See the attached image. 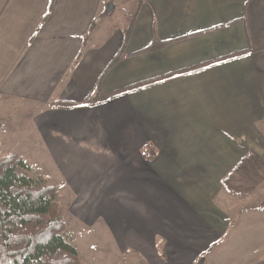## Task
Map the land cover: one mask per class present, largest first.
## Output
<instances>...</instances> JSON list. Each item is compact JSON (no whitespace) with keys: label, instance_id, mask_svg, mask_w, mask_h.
Instances as JSON below:
<instances>
[{"label":"crops","instance_id":"0c3cea01","mask_svg":"<svg viewBox=\"0 0 264 264\" xmlns=\"http://www.w3.org/2000/svg\"><path fill=\"white\" fill-rule=\"evenodd\" d=\"M108 2L0 0V100L36 108L71 212L128 264H264V0H143L98 49Z\"/></svg>","mask_w":264,"mask_h":264},{"label":"trees","instance_id":"16d2710c","mask_svg":"<svg viewBox=\"0 0 264 264\" xmlns=\"http://www.w3.org/2000/svg\"><path fill=\"white\" fill-rule=\"evenodd\" d=\"M142 1H137L134 17ZM167 44H152L139 54L153 52ZM120 61L121 56H116L106 73ZM207 65L210 63L169 74L160 80L139 83L112 96L138 91L176 75L195 73ZM97 97L98 93L93 98L86 99L84 104L101 103L103 100ZM55 105L68 109L76 104ZM142 154L148 161L154 160L157 155L151 143L145 146ZM252 155L254 154H250ZM257 162L264 163V160L258 156ZM66 228L61 208L57 203L56 187L32 177L30 166L20 156L0 157V264H83L79 252L66 238Z\"/></svg>","mask_w":264,"mask_h":264},{"label":"rangeland","instance_id":"374dc122","mask_svg":"<svg viewBox=\"0 0 264 264\" xmlns=\"http://www.w3.org/2000/svg\"><path fill=\"white\" fill-rule=\"evenodd\" d=\"M138 0H110L104 6L103 23L96 24L98 49L111 39H127ZM110 7H113L110 9ZM95 29V27L93 28ZM117 51V50H116ZM116 51L114 52L116 54ZM36 108L27 102L2 98L0 100V157L20 156L31 168V176L45 181L57 189V203L61 208L67 228L66 238L79 252L83 264H128L135 261L132 254L122 253L115 237L104 222H79L71 212L74 194L61 175L58 165L47 152L45 142L33 123ZM87 227V228H86ZM89 228V229H88Z\"/></svg>","mask_w":264,"mask_h":264},{"label":"water","instance_id":"95a60500","mask_svg":"<svg viewBox=\"0 0 264 264\" xmlns=\"http://www.w3.org/2000/svg\"><path fill=\"white\" fill-rule=\"evenodd\" d=\"M113 7H110V9H112Z\"/></svg>","mask_w":264,"mask_h":264}]
</instances>
